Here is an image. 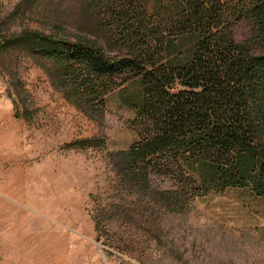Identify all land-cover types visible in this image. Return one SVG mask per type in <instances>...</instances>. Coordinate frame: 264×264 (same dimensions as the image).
<instances>
[{
    "label": "rangeland",
    "instance_id": "obj_1",
    "mask_svg": "<svg viewBox=\"0 0 264 264\" xmlns=\"http://www.w3.org/2000/svg\"><path fill=\"white\" fill-rule=\"evenodd\" d=\"M145 1L150 14L175 12V0ZM115 5L0 0V264H264V197L200 191L187 164L122 174L139 80L96 107L36 50L43 36L125 53Z\"/></svg>",
    "mask_w": 264,
    "mask_h": 264
},
{
    "label": "trees",
    "instance_id": "obj_2",
    "mask_svg": "<svg viewBox=\"0 0 264 264\" xmlns=\"http://www.w3.org/2000/svg\"><path fill=\"white\" fill-rule=\"evenodd\" d=\"M126 1L113 0L111 11L125 53L95 41L32 39L96 107L139 80L131 100L138 139L121 173L139 178L187 164L200 191L249 187L264 197V0H175L168 16L150 14L145 0ZM239 23L249 27L243 40Z\"/></svg>",
    "mask_w": 264,
    "mask_h": 264
}]
</instances>
